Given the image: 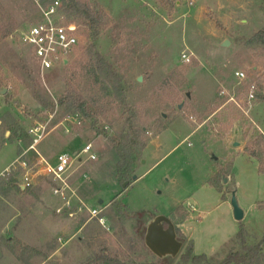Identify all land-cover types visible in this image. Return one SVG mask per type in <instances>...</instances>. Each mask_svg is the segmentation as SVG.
<instances>
[{"label": "rangeland", "instance_id": "rangeland-1", "mask_svg": "<svg viewBox=\"0 0 264 264\" xmlns=\"http://www.w3.org/2000/svg\"><path fill=\"white\" fill-rule=\"evenodd\" d=\"M40 1L0 0V24L12 28L0 40V91L6 90L0 96V264H95L98 256L178 264L191 245L194 254L217 264L239 250L234 238L240 227L248 245L257 243L264 235V173L244 149L264 150V45L252 40L264 29V0H82L95 3L107 21L96 48L118 73L128 111L144 133L133 174L138 179L123 191L109 154L110 137L123 128L121 110L100 116L98 133L76 116L60 118L57 106L48 115L33 97L37 91L56 103L89 44L78 26L77 54L41 75L20 41L21 31L38 19ZM182 53L189 62L181 61ZM13 123L26 134L11 133ZM40 124L43 136L34 149L50 162L88 144L96 155L75 167L69 207L53 195L49 179L37 177L23 191L8 180L14 175L20 182V171L10 166L19 155L37 163L27 131ZM235 129L239 148L229 146ZM219 170L228 174L226 183L223 175L217 179L221 191L209 183ZM231 191L245 212L240 222L233 218ZM117 195L126 214L114 208ZM87 208L101 209L100 220ZM146 213L174 224L183 241L175 259L161 261L145 247Z\"/></svg>", "mask_w": 264, "mask_h": 264}, {"label": "trees", "instance_id": "trees-1", "mask_svg": "<svg viewBox=\"0 0 264 264\" xmlns=\"http://www.w3.org/2000/svg\"><path fill=\"white\" fill-rule=\"evenodd\" d=\"M62 2L68 20L76 23L79 27L85 28L89 44L83 49V59L76 61L74 70L69 74L70 79L67 80V89L57 99L56 103L48 102L37 91H34L33 97L48 111V115L54 112L57 106V108L62 110L60 118H65L67 115L76 116L81 123L90 125V128L98 133V124L101 122L100 116L107 114L109 111H114L115 108L121 110V119L124 120L123 128L116 135L110 137L111 147L109 154L115 163V177L117 182L121 187L124 182H128V187L131 182H134L132 181V176L135 171V166L145 147L143 139L144 133L136 127V123L133 121L135 115L132 109L128 111L127 91L121 83L118 73L96 48V42L103 33L107 21L95 3L90 4L82 0H62ZM11 31L12 28L0 24V40L4 39ZM252 40L264 45V29L257 32ZM83 84H85L84 91L82 90ZM13 124V127H10L11 133H14L15 136H18L17 134L19 132L24 135L26 134L17 123ZM101 132L105 134V129ZM261 137L260 139L264 140ZM260 142H257L256 145L259 146ZM244 150L248 155L257 160L259 172L264 173V158H262L264 156V150H250L249 146L245 147ZM222 175L224 177L228 176L225 171L219 170L209 180V183L219 191L222 189L217 179L220 177L221 180L223 178ZM13 177L14 175H11L8 180L13 186L18 187ZM127 187L123 188L122 191L127 189ZM18 189L20 188L18 187ZM117 197L118 195L113 203L115 205L114 208L117 212L126 214L129 208L118 201ZM246 238V230L240 227L234 238V241L239 242V250L228 252L224 259L217 264H264V235H262L257 243L252 245L247 244ZM94 263L124 264L118 261V259L106 256L96 257ZM129 264L137 263L130 262ZM178 264L214 263L204 254H194L193 246L191 245L180 255Z\"/></svg>", "mask_w": 264, "mask_h": 264}, {"label": "built area", "instance_id": "built-area-1", "mask_svg": "<svg viewBox=\"0 0 264 264\" xmlns=\"http://www.w3.org/2000/svg\"><path fill=\"white\" fill-rule=\"evenodd\" d=\"M37 6L38 19L27 29L21 31L20 41L33 54L39 73L43 75L49 70L65 66L77 54L81 47V33L78 25L68 20L62 0L47 2L42 0ZM181 61L189 62L190 56L182 53ZM234 75L240 80L244 78V74L240 71L235 72ZM43 130L44 127L40 124L27 131L33 138L28 150H33L36 153L37 163L33 166L30 165L23 159L24 154H22L10 166L13 170L20 171L18 187L23 186L24 189L31 187L33 180L37 177L49 179L54 184L53 195L64 199L63 207H69V197L76 196L70 186V179L75 167L83 162L95 161L96 155L92 145L88 144L80 151L75 152L73 156L59 153L55 156L54 162H50L34 149L43 136ZM83 155H86L85 158ZM8 169H6L7 172ZM86 210L90 218H98L97 216L101 212V209L87 208Z\"/></svg>", "mask_w": 264, "mask_h": 264}, {"label": "water", "instance_id": "water-1", "mask_svg": "<svg viewBox=\"0 0 264 264\" xmlns=\"http://www.w3.org/2000/svg\"><path fill=\"white\" fill-rule=\"evenodd\" d=\"M229 42L224 41L221 44V47H228ZM141 79L138 78V81ZM6 90L0 91V95L4 96ZM186 97H189V94H186ZM165 114H162V117L165 118ZM229 146L233 148H239L242 146V143L238 138V130L235 129L234 137L229 143ZM138 177L136 175L132 176V181H136ZM223 182H227V178H223ZM128 182L122 184V188H126ZM21 190H25L23 186L20 187ZM230 197V206L232 209L233 218L235 221L240 222L244 218V211L239 207L236 195L234 191H231ZM102 200L98 201V204H101ZM146 221L143 227V231L140 232V235L143 239L145 247L159 260L161 261H170L175 259L182 247L183 241L177 238L175 226L172 221L162 215H155L154 217H148L146 213Z\"/></svg>", "mask_w": 264, "mask_h": 264}, {"label": "crops", "instance_id": "crops-1", "mask_svg": "<svg viewBox=\"0 0 264 264\" xmlns=\"http://www.w3.org/2000/svg\"><path fill=\"white\" fill-rule=\"evenodd\" d=\"M12 163H13V162H12ZM6 168H7V167H6ZM6 168H5V169H6ZM5 169H4V171H5ZM19 188H20V187H19ZM20 190H21V188H20ZM21 191H22V190H21ZM192 210H194V208H193V207H192ZM244 215H245V212H244Z\"/></svg>", "mask_w": 264, "mask_h": 264}]
</instances>
